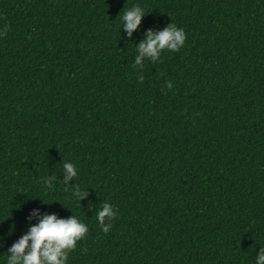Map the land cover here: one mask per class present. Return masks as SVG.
I'll list each match as a JSON object with an SVG mask.
<instances>
[{
    "label": "trees",
    "instance_id": "16d2710c",
    "mask_svg": "<svg viewBox=\"0 0 264 264\" xmlns=\"http://www.w3.org/2000/svg\"><path fill=\"white\" fill-rule=\"evenodd\" d=\"M135 5L146 15L129 40L122 14ZM171 22L184 46L133 67L144 33ZM6 24L0 264L34 209L87 225L67 264H256L264 0H0ZM64 162L78 171L68 186ZM75 185L89 193L81 203ZM102 202L116 211L107 234Z\"/></svg>",
    "mask_w": 264,
    "mask_h": 264
},
{
    "label": "clouds",
    "instance_id": "9594fccd",
    "mask_svg": "<svg viewBox=\"0 0 264 264\" xmlns=\"http://www.w3.org/2000/svg\"><path fill=\"white\" fill-rule=\"evenodd\" d=\"M145 15L143 8L139 5L123 10L122 27L129 40H131L133 32L140 27ZM9 30L10 25L6 24L0 35H6ZM185 41V31L172 22L159 31L149 28L137 44L138 54L133 67L142 69L145 59L155 65L159 62L162 52H178L184 46ZM144 79L142 74L138 76L140 82H143ZM164 87L172 89L173 84L171 81H167ZM62 170V181L65 186H68L69 181L77 177V168L71 162H64ZM55 180L54 175L44 178L45 188L51 190ZM88 195V191L81 190L79 185H75L72 189L73 198L80 203ZM43 202L50 204L44 200ZM33 218H36L38 222L30 223L26 233L8 248L7 264H67L69 254L76 249L78 242L83 240L89 231L87 225L75 215L60 218L55 213L41 214L39 209H34L27 219L31 222ZM95 218L101 230L107 234L112 228L111 221L116 218V211L110 203L102 202L100 208L95 212ZM256 264H264V247H261L257 253Z\"/></svg>",
    "mask_w": 264,
    "mask_h": 264
}]
</instances>
